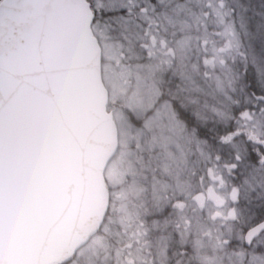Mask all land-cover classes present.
I'll list each match as a JSON object with an SVG mask.
<instances>
[{
  "label": "snow or ice",
  "instance_id": "1",
  "mask_svg": "<svg viewBox=\"0 0 264 264\" xmlns=\"http://www.w3.org/2000/svg\"><path fill=\"white\" fill-rule=\"evenodd\" d=\"M157 3L163 0H0V211L5 160L14 133L23 138L25 131L42 117V107L59 105L58 92L49 91L44 79L50 71L51 33L59 11L72 6L83 8L86 32L99 43L97 29L123 38L132 27H142L147 32L155 22L153 14L158 15ZM35 8L47 9L49 15L40 22L37 32H24L11 15ZM226 8L238 28H243L240 19L251 11L250 7L237 0ZM255 15L261 17V23L245 31H255L256 40L244 44L240 52L242 99L234 98L237 88L232 86L229 72H223L229 85L223 89L226 103L223 110H216L223 120L216 122L214 130L205 129L211 133L204 137L209 149L205 171L213 165L221 167L229 181L231 197L216 201L217 211L208 218L213 226L201 231L184 213L187 192L172 188L171 193H159L153 189L139 219L144 235L154 229L157 241L163 242V255L154 256L152 264H264V135L254 139L237 123L245 118L249 127H264V0H260ZM183 39L180 37L177 45ZM73 139L69 134L57 141L62 146L47 153L51 163L41 164L32 177V197L44 229L56 225L71 190L83 177L76 163ZM149 200L153 203L149 204ZM200 223L198 220L197 225ZM205 247L212 249V256L201 253Z\"/></svg>",
  "mask_w": 264,
  "mask_h": 264
},
{
  "label": "rangeland",
  "instance_id": "2",
  "mask_svg": "<svg viewBox=\"0 0 264 264\" xmlns=\"http://www.w3.org/2000/svg\"><path fill=\"white\" fill-rule=\"evenodd\" d=\"M216 3L217 0H206L204 5L216 7ZM207 10L198 0H163V3H157L158 15L153 14L155 22L150 32L152 34L145 32L142 27H132L127 38H123L110 36L106 30L97 29L102 48L101 73L109 90L106 108L112 113L118 132V149L105 171L111 196L109 210L115 203L124 201L127 210L115 218L116 230L119 231L112 232L108 246L105 245L110 232V226L106 223L107 216L100 233L81 248L68 264H129L123 259L125 253L121 251L120 245L137 237L143 230L139 219L144 212V202L149 199L153 189L159 193H171L172 188L187 192V203L183 210L194 227L198 226L203 231L213 226L208 218L217 211L216 198L223 199L230 193L229 181L221 174V167L213 168L215 173L221 174L219 178L210 180V170L202 168L203 162L209 159L208 141L202 135L199 136L197 131L196 134L192 132L189 121L179 120L178 109L173 106L176 101H189L192 106L187 105L186 110H198V122L202 120L212 123L217 121L216 118L222 121L223 118L218 116L216 110L224 109L226 103L223 89L229 85L223 76L225 71L229 72L232 86L237 88L234 98L242 99L239 85L244 81L238 73L241 57L235 58L227 51L224 54L215 50L208 51L214 47L215 42L206 47L207 32L211 28L224 33L228 28L222 19L211 18L202 25L201 20L206 17L204 13ZM258 18L245 14L242 23L244 32L250 25L261 23V17ZM146 23L141 21V24ZM246 33L250 41L256 40L255 31ZM150 35L160 43L155 41L156 46L152 45ZM180 37L184 39L177 45ZM217 45L223 48L221 41ZM160 46L170 47L176 58L167 74L155 77L157 72L161 74L162 71L157 66L161 57L158 52ZM214 48H217L216 44ZM117 49L123 53L121 60ZM204 62L213 67H207ZM125 65L129 69L128 76L131 73L132 77L123 85ZM171 85L177 87V92ZM123 90H126L127 96L114 100L120 94L119 91ZM177 93L192 99L180 100ZM193 118L197 123L196 118ZM237 123L240 124L239 121ZM252 132L258 136L264 135L261 129H252ZM189 142L192 149L185 147ZM125 181L126 184H123ZM124 191L127 198L124 197ZM206 192L212 194L210 200L204 198ZM123 198L126 200L122 201ZM152 203L149 200V204ZM200 206L207 209L204 211L206 213L200 211ZM129 210L136 214H131ZM198 220L201 222L199 225ZM156 235V230L150 231L146 237L149 244L143 247L133 243L127 259L133 264H144L151 255L152 258L157 254L162 257L163 242L157 241ZM204 240L206 243L207 238ZM200 251L213 255L210 247L201 248Z\"/></svg>",
  "mask_w": 264,
  "mask_h": 264
},
{
  "label": "water",
  "instance_id": "3",
  "mask_svg": "<svg viewBox=\"0 0 264 264\" xmlns=\"http://www.w3.org/2000/svg\"><path fill=\"white\" fill-rule=\"evenodd\" d=\"M47 9L35 8L11 18L27 33L37 32ZM85 10L72 6L56 16L52 29L50 71L44 77L49 91L58 92L56 108L42 107V117L13 142L3 177L0 211V264L64 263L98 230L108 210L104 170L113 157L118 136L112 113L107 112V88L101 79V50L86 32ZM71 134L78 168V187L65 201L51 229L41 226L32 197V177L47 160L56 142Z\"/></svg>",
  "mask_w": 264,
  "mask_h": 264
},
{
  "label": "trees",
  "instance_id": "4",
  "mask_svg": "<svg viewBox=\"0 0 264 264\" xmlns=\"http://www.w3.org/2000/svg\"><path fill=\"white\" fill-rule=\"evenodd\" d=\"M204 1L205 0H198V3L202 7L209 8V10H207L209 12V14L206 17H203V19L201 20V24L202 25H204L206 22H209L208 20H211V18H213V19H217V18L221 19L220 17H223L226 20L227 24H228V28H227V31L225 33L221 32L219 30H215L214 28H211L207 32V34H208L207 41L208 42L206 44V47L210 46L213 42H215V44H216V46L218 48L217 43L221 41L223 43V48H218V49L214 48L215 47V44H214V47L211 50H213V51L215 50L219 54H224L225 51H227L233 57H235L236 55L240 56V52L242 50V47L244 46V44H247L250 41V38L248 37L247 33L244 32V27L243 28H238L237 24L233 22V20L231 18V13L228 12L227 8H226V6H228V5L235 4L237 2V0H221L223 2V7L220 8L221 10L219 9V12H216L215 9L212 8L211 6H208V5L205 6L204 5ZM240 2L246 4V5H248L250 7L251 11L248 12L249 15H251L253 17H259L260 18V16L255 15V12L259 11L260 0H240ZM243 17H244V15H242V17L240 19V24L244 23L243 22L244 21ZM154 25H157V23H155ZM152 26H153V24H152ZM152 26L147 31V33L152 34V33H150L151 29H152ZM150 38L153 41V36L152 35H150ZM216 38H218V39H216ZM155 41L160 43L158 40L154 39L152 45H155ZM159 50H158V52L160 53L161 57L158 60L159 64L157 66H158V68L162 69V71H160L161 74L157 72V75L155 77H159L162 74L163 75L167 74L171 70V68L173 67L174 59L176 58L175 52L170 47L166 48L165 46H160ZM118 53L119 54H117V55L119 56V58L121 60L123 53L120 50H118ZM209 63H212V61H209ZM205 65L207 67H213L212 64L210 66L209 64L205 63ZM128 70H129L128 66L125 65V69L123 71V78H125V80H124L125 82H124L123 85H125L128 82V80L132 77L131 73L128 76V73H129ZM178 72H180V71H178ZM171 86L173 87V89L177 88V87H174V85H171ZM161 91H162V89H161ZM176 92H177V90H176ZM119 93L120 94L118 95V97L115 98L114 100L121 99V98H123V96H127V94H128L126 92V90L119 91ZM176 96H178L179 99H189L190 98V97L186 98V96H184L182 94H179V93H177ZM111 102H113V101H111ZM186 105L187 104L181 103L179 101H176V102L173 103V106L175 108L179 109V113H180V117L181 118L188 119L190 123H194L193 122L194 120L190 117L192 115V112L189 111V110H186V107H187ZM238 121H247V120L245 118H241ZM216 122L217 121H214V122L210 123V122H207V121L204 122V121L200 120L199 121V125H198V131H199L200 135H202L203 137L211 135V133L210 132H206L205 129L206 128H211V129L214 130ZM206 163L207 162H203V164H202V168L204 170H205ZM213 168H217L218 169L219 167L215 166V165L212 166V168L210 169L211 175H209V177L211 176L210 180H212V179L217 180V178H219L218 176H220L221 174L223 176H226L225 174H223V169L222 168H221L222 172L219 175H218V173H215ZM123 184H126V181ZM123 194H124V197L125 196L127 197V193L125 191H124ZM121 203L117 202V203H115L114 207L111 208L110 225H111V227L114 230H116L115 228L117 227V223H116L114 217L115 216H116V218L118 217V214H119L118 212L121 209ZM200 208L202 209V207H200ZM122 210H124V209H121V211ZM133 243H139L140 246H142L143 244H147L148 242H143V243L141 242L140 243V240L133 239V240H130L129 242H126L122 246H123L124 249H127L130 246H132Z\"/></svg>",
  "mask_w": 264,
  "mask_h": 264
},
{
  "label": "flooded vegetation",
  "instance_id": "5",
  "mask_svg": "<svg viewBox=\"0 0 264 264\" xmlns=\"http://www.w3.org/2000/svg\"><path fill=\"white\" fill-rule=\"evenodd\" d=\"M230 197H231V192L228 194V195H226V199H224V201H227V200H229L230 199ZM223 200V199H222ZM241 203H243V201H241Z\"/></svg>",
  "mask_w": 264,
  "mask_h": 264
}]
</instances>
